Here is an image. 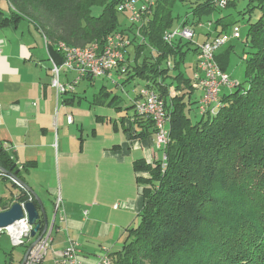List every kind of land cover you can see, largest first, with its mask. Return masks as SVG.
I'll use <instances>...</instances> for the list:
<instances>
[{"label":"trees","instance_id":"1","mask_svg":"<svg viewBox=\"0 0 264 264\" xmlns=\"http://www.w3.org/2000/svg\"><path fill=\"white\" fill-rule=\"evenodd\" d=\"M124 1L7 0L10 14L0 18L1 25L31 22L50 44L49 59L58 66L62 57L53 47L58 43L84 47L121 32L135 50L133 61L125 51V74L146 81L164 102L169 117L164 159L153 166L137 162L135 168L149 175L142 190L144 204L137 226L127 230L122 247L110 256L111 264H264V0H248L241 14L260 12L244 41L245 84L220 95L222 107L215 116H199L193 123L185 115L186 100L194 93L192 79L185 78L180 65L187 53L198 55L199 50L180 38L166 42L164 35L179 21L173 17L177 1L190 11L181 25L196 27L216 10L213 0H157L144 16L139 36L133 25L129 31L118 30L117 6ZM95 6L102 8L98 16L91 12ZM215 25L218 37L220 26L235 23L220 18ZM228 53L215 54L224 73ZM134 118L154 127L148 118ZM0 167L18 170L1 145ZM0 176L19 190L16 201L30 199ZM14 202L0 199V209ZM38 223L40 234L42 219ZM32 242H24L25 252Z\"/></svg>","mask_w":264,"mask_h":264},{"label":"crops","instance_id":"2","mask_svg":"<svg viewBox=\"0 0 264 264\" xmlns=\"http://www.w3.org/2000/svg\"><path fill=\"white\" fill-rule=\"evenodd\" d=\"M9 14L7 0H0V18ZM175 24L183 27L181 21ZM212 39L205 36L202 43ZM49 55L42 34L31 22L0 24V145L20 170V179L42 201L48 224L54 219L52 240L41 264H58L70 241L78 243L82 264H98L102 255L110 257L122 247L143 207L142 190L149 175L135 168L137 162L153 166L164 159L163 151L156 146L154 127L134 120L133 107L141 91L119 99L104 84L110 81L118 87L140 79L114 72L110 77L77 80L76 72L63 70L62 85L73 89L57 94L50 84ZM94 80L103 83L97 92L88 96L86 89L77 90L80 82L93 86ZM191 83L196 103L192 108L199 115L202 90L193 78ZM113 107V114L102 111ZM88 117L90 124H84ZM0 184L4 204L19 195L1 176ZM58 196L64 221L59 213L54 218ZM32 241L27 238L26 244ZM18 247L22 251L15 252L10 236L0 233V264H18L25 254V248Z\"/></svg>","mask_w":264,"mask_h":264},{"label":"built area","instance_id":"3","mask_svg":"<svg viewBox=\"0 0 264 264\" xmlns=\"http://www.w3.org/2000/svg\"><path fill=\"white\" fill-rule=\"evenodd\" d=\"M157 0H125L117 6L119 13H129L130 22L136 27V36H139V28L144 22V16L150 12V8ZM230 0H213L216 9L227 8ZM199 26V25H198ZM116 33V34H115ZM108 35L103 43L92 42L84 47H69L64 43L53 46L62 57L61 65L51 61V86L57 94L65 90H71V86L60 83V72L73 71L78 75V79L88 76L91 78L110 77L114 72L125 74L127 70L126 49L130 46V39L121 32ZM194 29L191 26L179 27L175 30L166 32L164 40L171 42L173 39L180 38L190 41L198 48V58L196 62V72L193 75L195 87L202 90V97L198 101L197 112L199 116H215L222 107L219 101L220 90L222 87L233 89L238 86L232 83L228 76L221 71L215 60V52L229 39H239V27L231 28L229 36L221 35L212 40L201 44L194 43ZM44 46L48 52L50 44L43 37ZM164 102L151 89L145 87L139 94V99L134 103V112L137 116L150 119L154 124L155 143L159 149H164L169 142V117L164 107ZM68 124L72 123V117H67ZM61 199L54 204L55 214L59 213L60 221H64L65 216L61 208ZM48 224L46 232L42 235L39 242L30 251L25 264H41L44 260L50 242L52 240L53 224ZM32 226L28 224L27 217L24 216L15 225L10 226L0 233L10 236L14 247L22 246L24 239L28 238ZM78 243L70 241L68 246L62 251L58 264H82L78 257ZM98 264H111V259L104 254Z\"/></svg>","mask_w":264,"mask_h":264},{"label":"rangeland","instance_id":"4","mask_svg":"<svg viewBox=\"0 0 264 264\" xmlns=\"http://www.w3.org/2000/svg\"><path fill=\"white\" fill-rule=\"evenodd\" d=\"M139 1H144V0H139ZM248 3V0H237L233 3L232 6H229L225 9H219V10H214L211 13L204 15L201 19V23L199 26L194 28V43L195 44H201L203 41V37L205 38L206 35H211L213 38H216V32H215V22H217L218 19H223V23H235L239 27V34L240 38L239 39H229L225 44H223L218 50H216V55L222 54L223 52L228 51V65L225 70V74L228 76L229 80L232 83H237L239 85H244L245 84V55L244 51L247 50L248 48L246 47L244 41L247 37L248 34V28L249 24L254 23L257 21V19L260 17V12L258 10H254L250 14L246 13L244 16H241L242 13L246 11V5ZM92 15L98 16L102 12V8L99 6H95L91 10ZM188 5L185 2L182 1H177L173 8V17H179V21L184 20L186 15L189 13ZM250 19V20H249ZM117 23H118V30H126L129 31L131 28L132 23L130 22V14L125 12V13H117ZM213 24V26H212ZM177 27V24H175L174 29ZM217 27V26H216ZM221 35H227L229 36L231 33V26L228 28L224 29L222 26L219 27ZM177 29V28H176ZM116 34V33H115ZM131 35H133L131 33ZM128 52L130 54L131 61L134 60L135 57V50L133 47L128 49ZM147 51H144V55L147 54ZM244 55V56H243ZM143 56L139 58L141 60ZM196 55L194 53H187L185 56V59L183 63L180 65V71L184 74L185 78L192 79L193 75L195 73L194 70V62L196 61ZM128 65V64H127ZM63 70L60 72V80H63ZM131 73H129L130 75ZM128 75V74H127ZM60 81V83H61ZM147 82L140 80H135L132 83L125 85V86H113L110 81H105L106 85V90L110 91L112 93V97L115 95L119 99H126V95L134 96L137 95L143 88L147 87ZM62 84V83H61ZM93 86L89 85L88 82L82 81L78 84L76 87L77 90H87V95L90 96L92 92H97L98 89L101 87V84H103L100 80H94ZM144 84V85H143ZM148 88V87H147ZM237 87L233 89H227L222 87L220 90V95L223 94H228L232 91H234ZM172 92L174 90L172 89ZM185 102V99H184ZM191 105L193 108L195 107L196 103L193 97L190 98L189 103L188 100H186V106H185V112L186 116L188 119L193 123L196 119H199V115L196 114L195 109L193 111H189L188 107ZM88 105L84 101L82 108L87 109ZM109 108L103 109V113L107 114L110 113L113 114L115 113V108L113 107L108 111ZM99 111V109H98ZM91 117L84 119V124H90ZM164 157V155H163ZM160 158H162V153L160 154ZM2 186V191H4V186L0 184V187ZM60 199V196L56 197V201ZM54 201L53 205L56 203ZM45 206V204H44ZM46 207V206H45ZM39 221V220H38ZM38 221L36 223H38ZM139 222V218L137 219L136 223L132 225V227H136ZM27 241V238L24 239V242ZM21 247H16L13 249L15 252H20ZM22 251V250H21Z\"/></svg>","mask_w":264,"mask_h":264},{"label":"water","instance_id":"5","mask_svg":"<svg viewBox=\"0 0 264 264\" xmlns=\"http://www.w3.org/2000/svg\"><path fill=\"white\" fill-rule=\"evenodd\" d=\"M20 170H16L12 172L11 170H6L0 167V174L8 177L13 183H15L20 189L25 190L30 199L26 202L16 201L18 196H12L8 199V202L15 201L12 204L4 206L0 211V230H4L10 226H13L21 220L24 216L27 217L28 224L32 226V230L27 236L30 239H33L31 245L27 248L21 264H25L27 257L30 251L35 247V245L39 242L42 235L46 232L48 227V219L47 215L44 211V207L42 201L36 195L35 192L20 178H18V173ZM39 219L43 221V229L39 234L40 223H36Z\"/></svg>","mask_w":264,"mask_h":264}]
</instances>
